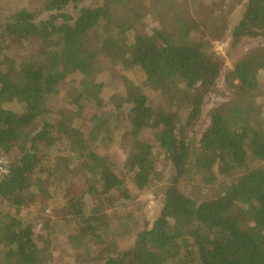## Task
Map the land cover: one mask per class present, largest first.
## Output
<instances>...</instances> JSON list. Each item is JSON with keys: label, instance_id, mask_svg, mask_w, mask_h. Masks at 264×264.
<instances>
[{"label": "trees", "instance_id": "trees-1", "mask_svg": "<svg viewBox=\"0 0 264 264\" xmlns=\"http://www.w3.org/2000/svg\"><path fill=\"white\" fill-rule=\"evenodd\" d=\"M196 1L45 0L0 9V161H7L0 264H39L41 237L25 212L50 204L80 236L82 247L65 250L67 264H264V0H246L227 26L185 17L182 6ZM205 1L198 8L209 3L226 15L242 2ZM227 30L233 46L262 41L229 69L213 43ZM94 35L102 37L97 49L86 45ZM22 42L30 46L16 48ZM103 58L118 59L136 87L106 71L86 83ZM224 74L232 94L213 110L219 129L199 138L206 101ZM150 84L166 97V109L143 94ZM110 88L121 101L104 114L97 97ZM249 97L262 104L259 112ZM112 143L127 150L120 168L99 148ZM162 151L164 180L153 160ZM199 151L197 175L187 182ZM218 179L215 194L204 184ZM134 189L154 192L163 204L151 226L130 210L138 203Z\"/></svg>", "mask_w": 264, "mask_h": 264}, {"label": "rangeland", "instance_id": "rangeland-1", "mask_svg": "<svg viewBox=\"0 0 264 264\" xmlns=\"http://www.w3.org/2000/svg\"><path fill=\"white\" fill-rule=\"evenodd\" d=\"M246 0H242L240 4H238L235 7V10L233 11V15H229L223 11L220 12L218 6L217 8L211 9V6L209 3L205 4V8L200 9L199 2H206L205 0H199L197 3L192 2L190 6H182V10L184 11L185 17L190 15H195L198 18H211L213 17V21L217 20L219 25L221 26H227L228 23L233 24L236 20L237 15L242 11ZM235 0H232V3H235ZM45 4V0H0V9H2L5 13H11L12 11L20 8V7H41ZM196 4V5H195ZM210 7V11L207 9ZM158 8V5H157ZM159 9V8H158ZM212 10V12H211ZM205 12V13H202ZM127 25H132V23H129ZM154 26V22H150L147 28H152ZM130 28V27H129ZM126 29L125 33L129 30ZM133 28V27H132ZM132 30L136 33V35L141 34V29L139 27H134ZM123 36L125 34H121L118 36L120 39V47L123 48L126 45V42L123 41ZM102 37L99 35H94L91 37V39L86 42V45L89 48L97 49V47L101 46L102 43ZM213 43L215 45V48L217 52L225 59L226 61V69L233 68L236 61L240 60L241 58L245 57L248 52L254 48H257L262 45L261 39H253V38H246L241 43H239L236 46H233L232 41L230 39L229 30L226 31V33L220 37L215 38L213 40ZM30 46L28 42H22L20 44L16 45V48H25ZM120 61L118 59H107L103 58L101 62L96 66L94 71L87 76L86 83H91L94 80H98L99 78L103 77V72L106 71L109 73V75L112 76L114 79H120L121 82L124 85H127L131 88H135V82L133 79V76H130V74L127 71H124L121 69ZM135 71L133 70V73ZM226 72V71H225ZM67 88V85H65V89ZM144 95H147L154 101V103L159 106L160 108H167V100L166 97L161 94L160 88L154 84H150L147 88H144L143 91ZM232 92L227 88L226 81H225V74L222 78L219 80L218 88L213 91L205 104V118L203 120V123L201 127L199 128V138L202 136L205 132H212L214 130L219 129V124H216L215 114H214V108L223 100H226L230 97ZM100 102H97V109L100 110L101 113L107 114V113H115L116 112V105L118 102L121 101L120 95H118L117 91L115 92L114 89H107L104 90L102 95L97 97ZM48 104V103H47ZM57 105V103H56ZM247 105L253 112H259L262 109V104H257L255 98L249 97V100L247 102ZM55 104L49 105V106H42L39 109V114L41 116L46 113L45 110L53 108ZM103 111V112H102ZM56 116H59V119L63 118L64 115V109L61 108L58 110L57 113H55ZM38 117V116H37ZM40 118V116H39ZM38 118V120H40ZM42 120V117H41ZM87 142L89 145H93L91 142V139L88 138ZM100 145V144H99ZM100 151L106 152L110 158V162L114 165L120 168L122 166V163L125 159L126 155V148L122 146H118L115 143H112V145L109 146H101L100 145ZM203 151H199L197 156L193 159V164L191 166V172L189 176L187 177V182L192 180V177L196 176V169L195 167L198 164V160L202 157ZM1 158V157H0ZM155 166L159 173L163 176L164 180V174H167L169 170V160L167 153L165 151L158 152L153 157ZM77 163V160L75 161ZM90 170V171H89ZM216 168L211 169L212 175H216L217 177H221L222 173L219 171H216ZM87 172V173H85ZM85 175L88 177L92 175V169L89 166H86L85 169ZM223 179H218V182L216 183H205L207 188L212 190L215 194L217 191L221 190L222 186L218 187L219 183H221ZM164 182V181H163ZM162 183V181H161ZM218 183V184H217ZM128 185L131 186V184L128 182ZM135 196L137 197L138 203L136 205H133L130 207V210L137 214L139 218H142V223L144 222L145 227L151 226L154 224L157 217L160 215L161 209H162V202L159 200L156 196V194L148 189H134L133 190ZM54 203L57 206L62 207V200L60 197L56 196L54 199H52ZM26 216L33 220L35 222V230L36 235L40 236V250L38 253V262L39 264H67L65 260H63L64 254L69 253V251L65 250H71L70 247H73V249H79L82 247L80 236L72 234L68 228H66V225L64 224L63 220L61 219V213L58 212L52 204L48 205L45 210L42 209L41 205H36L32 209H29L25 212ZM143 217L145 220L143 221ZM46 218L47 221H49V232H46ZM125 229V227H124ZM132 239L127 241V243L131 244ZM64 248V249H63ZM63 249V250H62ZM64 251V252H63Z\"/></svg>", "mask_w": 264, "mask_h": 264}, {"label": "built area", "instance_id": "built-area-1", "mask_svg": "<svg viewBox=\"0 0 264 264\" xmlns=\"http://www.w3.org/2000/svg\"><path fill=\"white\" fill-rule=\"evenodd\" d=\"M6 172H7V161L2 159L0 161V178Z\"/></svg>", "mask_w": 264, "mask_h": 264}]
</instances>
